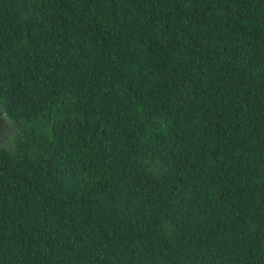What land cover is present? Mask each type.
I'll list each match as a JSON object with an SVG mask.
<instances>
[{
  "label": "trees",
  "instance_id": "obj_1",
  "mask_svg": "<svg viewBox=\"0 0 264 264\" xmlns=\"http://www.w3.org/2000/svg\"><path fill=\"white\" fill-rule=\"evenodd\" d=\"M0 264H264V0H0Z\"/></svg>",
  "mask_w": 264,
  "mask_h": 264
},
{
  "label": "rangeland",
  "instance_id": "obj_2",
  "mask_svg": "<svg viewBox=\"0 0 264 264\" xmlns=\"http://www.w3.org/2000/svg\"><path fill=\"white\" fill-rule=\"evenodd\" d=\"M14 130V124L0 111V143L11 146Z\"/></svg>",
  "mask_w": 264,
  "mask_h": 264
}]
</instances>
